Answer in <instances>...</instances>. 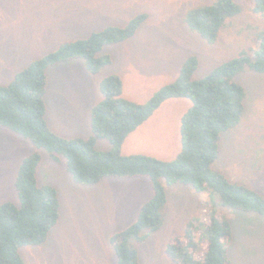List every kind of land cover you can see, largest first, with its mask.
I'll list each match as a JSON object with an SVG mask.
<instances>
[{
	"label": "rangeland",
	"instance_id": "1",
	"mask_svg": "<svg viewBox=\"0 0 264 264\" xmlns=\"http://www.w3.org/2000/svg\"><path fill=\"white\" fill-rule=\"evenodd\" d=\"M211 1L0 0V84L10 83L18 71L63 42L85 38L110 25L124 26L137 14L146 13L132 38L105 46L101 54H110L112 63L99 73H90L82 59L56 64L47 71L48 123L66 137H87L91 134L89 110L102 98L99 83L105 76L120 75L123 95L144 103L177 78L186 57H198L196 80L241 50L256 46L255 33L264 30V17L252 10L250 0H237L242 12L221 29L215 43L192 31L185 22L186 12ZM236 80L247 91L245 114L237 127L222 135L214 167L264 196V74L248 68ZM191 105L188 98L166 100L126 138L122 153L175 158L181 150V117ZM97 148L106 151L111 144L98 139ZM35 149L30 140L0 126V204L18 202L17 170ZM41 154L38 180L57 189L61 215L44 244L20 249L25 264H116L110 237L135 221L140 206L152 197L149 179L105 178L95 185H81L73 180L64 159L53 162L46 151ZM166 190L163 226L135 242L143 264H175L166 252L168 243L184 233L189 221L203 218L209 210L204 203L209 200L207 192L183 184ZM217 211L232 224L231 264H264L263 217L220 204Z\"/></svg>",
	"mask_w": 264,
	"mask_h": 264
},
{
	"label": "trees",
	"instance_id": "2",
	"mask_svg": "<svg viewBox=\"0 0 264 264\" xmlns=\"http://www.w3.org/2000/svg\"><path fill=\"white\" fill-rule=\"evenodd\" d=\"M250 1L252 10L264 17V0ZM242 10L237 0H212L190 8L185 22L212 44L228 21ZM146 18V13L137 14L124 26L110 25L85 38L63 42L18 71L10 83L0 84V126L30 140L36 148L18 167V202L0 204V264H25L20 249L44 244L60 219L57 189L38 180L42 150L53 162L64 159L73 180L81 185H95L105 178L149 179L152 197L140 206L135 221L110 237L116 264H143L135 242L145 240L163 226L166 187L170 185H188L209 196L204 202L209 206L205 216L189 221L184 233L168 243L166 252L175 264H231L232 224L218 213L217 204L257 212L264 219V196L245 183L230 180L214 167L220 157L222 135L237 127L245 114L247 91L236 80L237 75L248 68L264 74V30L256 31L255 47L241 50L200 79H193L198 57H186L177 78L144 103L123 95L120 75H107L99 83L102 98L90 112L89 136L69 138L51 129L46 119L48 69L82 59L90 73H99L112 63L110 54H101L105 46L132 38ZM181 97L190 99L192 105L181 117V150L175 158L122 153L131 133L166 100ZM98 139L109 140L111 148L99 150Z\"/></svg>",
	"mask_w": 264,
	"mask_h": 264
},
{
	"label": "crops",
	"instance_id": "3",
	"mask_svg": "<svg viewBox=\"0 0 264 264\" xmlns=\"http://www.w3.org/2000/svg\"><path fill=\"white\" fill-rule=\"evenodd\" d=\"M95 104H96V103H94V104L90 107V110H89V119H90V112H91V109H92V107H93ZM145 122H146V121H145ZM145 122H144V123H145ZM49 125H50V124H49ZM50 127H51V126H50ZM51 129H52V127H51ZM52 130H53V129H52ZM53 131H55V130H53ZM55 132L58 133L57 131H55ZM133 133H134V132H133ZM133 133H131V134H133ZM58 134H60V133H58ZM131 134H130V135H131ZM60 135H61V134H60ZM130 135H129V136H130ZM62 136H64V135H62ZM64 137H66V136H64ZM76 137H78V136H76ZM69 138H71V137H69ZM132 154H133V153H132ZM177 154H178V153H177ZM177 154H176V155H177Z\"/></svg>",
	"mask_w": 264,
	"mask_h": 264
}]
</instances>
